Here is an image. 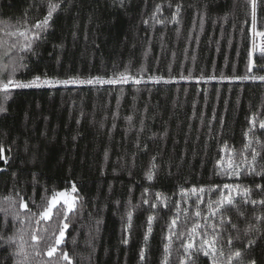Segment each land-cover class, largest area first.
<instances>
[{
    "label": "trees",
    "instance_id": "obj_1",
    "mask_svg": "<svg viewBox=\"0 0 264 264\" xmlns=\"http://www.w3.org/2000/svg\"><path fill=\"white\" fill-rule=\"evenodd\" d=\"M49 2L58 8L33 51L22 52L24 37L6 33H35ZM252 16L251 0H0V64L24 56L27 67L17 79L126 73L170 80L22 89L10 91L6 101L0 93L6 109L0 112V264H193L185 246L194 220L205 223L194 215L197 206L211 224L208 200L227 194L224 184L264 198L256 188L264 177L243 170L239 177L221 174L230 159L244 169L242 156L250 159L253 149L260 153L257 171L264 167V130L258 127L264 81L234 78L264 75L259 54L252 55ZM255 16L256 30L264 31V0H256ZM13 43L18 46L10 48ZM221 74L230 79L206 82ZM201 75L205 80L198 82ZM253 118L255 138L249 134ZM249 139L252 148L245 151ZM73 184V210L59 206L51 219H41L53 194ZM201 187L204 203L191 192ZM261 212L242 203L225 211L237 228L222 232L221 260L240 250L245 260L264 264V221L255 219ZM173 219V231L182 235L170 232ZM65 223L63 242L49 256ZM249 224L262 232L245 234ZM203 231L197 230L196 247ZM249 239L255 240L251 246ZM195 260L211 264L202 252Z\"/></svg>",
    "mask_w": 264,
    "mask_h": 264
},
{
    "label": "snow or ice",
    "instance_id": "obj_2",
    "mask_svg": "<svg viewBox=\"0 0 264 264\" xmlns=\"http://www.w3.org/2000/svg\"><path fill=\"white\" fill-rule=\"evenodd\" d=\"M252 6H253V16H252V30H253V39H252V54L254 55L257 50L259 51V58L262 61V64L258 67L259 71H264V31H257L256 30V16H255V6H256V0H251ZM58 8V4H53L49 2L48 4V12L47 16L42 20L37 22L33 27L37 29L35 33H31L30 30L26 31H12L9 33H6L10 36H17V37H24L25 42L23 44L19 45V48L22 52H31L33 51V43L36 40L40 39L41 34L43 31L47 28L49 24V20L52 17L53 12ZM179 8V6H178ZM260 37V43L257 45L256 37ZM18 45L13 43L9 45L10 48H15ZM25 60L24 56L18 57L16 60L12 61L11 64H0V92H3L4 100L10 98V89H32V88H44V87H55L56 85H68V84H116V83H126L129 79H135L134 77L129 76L126 73H120L115 78H109L104 79L102 77H94L89 78L87 80L79 79L78 77L69 78L65 80L57 79V78H49L47 75H44L43 77L41 75H35L31 79L23 80V79H17L16 73L24 68L27 67L26 64L23 63ZM253 64L250 63L248 66V73H251ZM5 73L7 74V79L5 80L4 76ZM191 79V76L184 77L181 75V79ZM235 79L245 80V79H259L264 81V75H249L246 74L244 76L240 77H234ZM152 79H162L161 77H152ZM200 80H204L205 77L201 75L199 77ZM208 79H216V77L213 75L209 77ZM219 79H230L229 77L221 76ZM136 83H139L140 81L136 79ZM6 109L0 105V112L5 111ZM257 124L255 121V118H253L252 127L249 129V134L255 138V132ZM260 130H264V121H261L258 125ZM256 142L259 143L257 140ZM253 139H249L248 143L245 145V151L252 148ZM260 156V153L256 152L255 149L252 150L251 158L249 159L247 156H242V162L246 165L244 169L240 168L239 164H234V162L230 159L227 161V167L224 169V171L221 173L222 175H231L239 177L241 174V170L245 172L246 175H255V176H261L264 177V167L261 168V170L257 171L256 165L258 162V157ZM223 166L224 161L220 162ZM151 179V175L149 176ZM219 187V186H218ZM224 189H227V194H219L218 198L216 200H212L211 197H209L208 200V211L209 216L213 217V222L209 224L207 222L208 217H202V213L199 210L197 206V210L195 211V217L201 218L205 220L204 224H201L199 222V219L194 220L193 227H192V237L190 238V242L185 246V251L188 253L189 258H193V264H196L195 258L202 254L205 257L211 258V264H233V261H236L237 264H255V260H245L244 254L240 250H235L231 254L227 256V260H221L220 257H223L225 254L223 252V245H220L217 247L219 243L220 236L222 232L227 231L228 226L235 229L237 228V225L232 224L230 220H226L224 217V213L228 208H235L238 204H245V205H251L253 208H255L257 205H259L261 208H264V198L260 199H254L252 197V189L249 187H241L239 184H224ZM256 188L261 192L264 193V185L257 184ZM77 189L75 188V185L73 184L71 188V192L75 193ZM233 191H235V195H233ZM192 193L197 194V200H199L200 203H204V201L201 199L200 194L205 193L204 188H192ZM239 198V199H237ZM9 199V198H6ZM77 197H74L70 194H67L66 192H57L54 193L51 197L49 205L40 213L41 219H51L52 215V209L60 204V201L63 200V205H61V209L63 210L64 206H67V211L70 212L75 207V201ZM144 203H148L147 200L144 201ZM22 207L27 209V204L22 203ZM165 207H167V204L165 203ZM16 219H20L19 216L15 217ZM66 218V215H65ZM153 217H149V220L151 221ZM255 219L264 221V212H261L260 215L256 216ZM131 220V213H129V221ZM37 224L39 221L36 222ZM177 225V219H173L170 225V232L172 235H182L178 234L173 231V229ZM68 228V224H64L63 228L59 232L58 238L55 240L54 245H50L48 249V255L51 256L56 252V245H60L63 242L64 238V230ZM201 229L204 230L202 234V239L200 241V245L198 247L195 246L194 243V237L197 234V230ZM208 229L211 230V234L209 235ZM148 231L151 232V225H149ZM256 231V232H262L261 227H258L253 224H249L248 227L245 229V234ZM55 235V234H54ZM172 235L168 237L169 244L166 245V252L170 255V249H171V241H172ZM0 239H3V237H0ZM11 240V237L8 238ZM32 239L39 240V237L36 235H33ZM238 239V237H237ZM127 241H125L126 243ZM227 243L231 245L233 243V238L231 235H229L227 239ZM255 243V240L249 239L248 244L251 246ZM22 247V246H21ZM195 247V251H191ZM19 254V253H17ZM36 255H40L39 252H36ZM62 258L65 260H68V254L67 252H62ZM141 258L143 259V252L141 253ZM19 264V261L17 262ZM165 264L167 262L165 261Z\"/></svg>",
    "mask_w": 264,
    "mask_h": 264
},
{
    "label": "built area",
    "instance_id": "obj_3",
    "mask_svg": "<svg viewBox=\"0 0 264 264\" xmlns=\"http://www.w3.org/2000/svg\"><path fill=\"white\" fill-rule=\"evenodd\" d=\"M256 40H257V45H259L260 43V40L261 38L260 37H256ZM259 54V51L257 50V52L253 55H257ZM115 78V77H113ZM104 79H109V78H104ZM136 79H138L140 82L139 83H136ZM83 80V79H82ZM205 80V79H204ZM208 81L206 82H211V83H220V82H223L224 80H221L219 78H216V79H207ZM239 79L235 80V81H238ZM203 82L202 80H199L198 82ZM240 81H260L258 79H245V80H240ZM170 80L169 79H159V80H156V79H152V77H147V78H135V79H129L126 83H116V84H107V83H104V84H68V85H56L55 87H44V88H39V89H48V88H56V87H83V86H96V87H101V86H118V85H157V84H166V83H169ZM33 89V88H32ZM17 90H22V89H10V91H17ZM25 90H28V89H25ZM0 93H3V92H0Z\"/></svg>",
    "mask_w": 264,
    "mask_h": 264
},
{
    "label": "rangeland",
    "instance_id": "obj_4",
    "mask_svg": "<svg viewBox=\"0 0 264 264\" xmlns=\"http://www.w3.org/2000/svg\"><path fill=\"white\" fill-rule=\"evenodd\" d=\"M64 192H66L67 194H70V195H72V196L75 197V193H72V192H71V189L68 190V191H64ZM61 205H63V200H61V201H60V204L56 205V206L52 209V214H53V212H54V209H56L57 207H59V206H61ZM64 207L67 208L66 205H65ZM51 216H52V215H51ZM64 233H65V232H64ZM64 235H65V234H64Z\"/></svg>",
    "mask_w": 264,
    "mask_h": 264
}]
</instances>
